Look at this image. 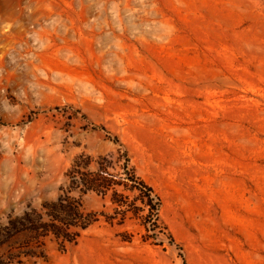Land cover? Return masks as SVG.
I'll return each mask as SVG.
<instances>
[{
	"label": "rangeland",
	"instance_id": "rangeland-1",
	"mask_svg": "<svg viewBox=\"0 0 264 264\" xmlns=\"http://www.w3.org/2000/svg\"><path fill=\"white\" fill-rule=\"evenodd\" d=\"M80 155L126 219L83 195L99 221L24 264H264V0H0V222Z\"/></svg>",
	"mask_w": 264,
	"mask_h": 264
},
{
	"label": "trees",
	"instance_id": "trees-1",
	"mask_svg": "<svg viewBox=\"0 0 264 264\" xmlns=\"http://www.w3.org/2000/svg\"><path fill=\"white\" fill-rule=\"evenodd\" d=\"M91 163L90 157L78 156L65 173V186L56 201L44 202L41 209L29 208L21 215L9 217L5 223L0 222V264H24L25 260L45 258V253L40 249L41 241L50 236L60 241L62 249L76 244L99 221L98 213L87 211L81 200V196L90 192L106 196L112 191L111 201L117 205V215L126 219L129 208L119 204V194L114 190L115 186L126 184L116 181L107 171L106 164L98 163L95 171L89 170ZM132 183L135 184L132 185L133 189H139L142 202L150 206L157 217L160 201L153 189L142 180ZM100 215L104 216L102 213ZM116 217L106 218L109 223H113ZM21 236L27 241L19 242ZM31 243L39 244L38 248H30ZM14 248L19 251L14 252Z\"/></svg>",
	"mask_w": 264,
	"mask_h": 264
}]
</instances>
